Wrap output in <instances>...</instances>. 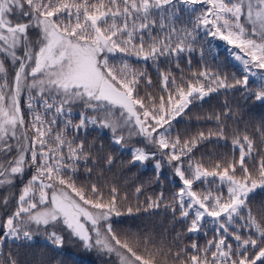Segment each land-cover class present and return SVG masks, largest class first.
Wrapping results in <instances>:
<instances>
[{"label":"snow or ice","instance_id":"snow-or-ice-1","mask_svg":"<svg viewBox=\"0 0 264 264\" xmlns=\"http://www.w3.org/2000/svg\"><path fill=\"white\" fill-rule=\"evenodd\" d=\"M32 30L36 40L30 38ZM207 37L233 46L242 79L233 76L228 83L226 76L204 70L192 74L196 83L183 75L178 83L170 70L159 67L175 64L182 73L180 60L190 65L194 46ZM199 51L203 58L204 49ZM132 57L155 66L166 95L148 94L145 105L139 88L142 80L151 87L152 80L146 67L129 63ZM6 61L15 66L11 79ZM250 78L258 87L249 86ZM241 88L246 99L264 104V0H0V187H12L34 170L13 211H7L10 196L0 200V264H18L10 254L3 257L8 239L31 241L43 234L62 248L63 233L84 251L114 257L113 264H264V212L257 218L248 203L250 194L264 189V123L255 129L259 147L244 134L232 141L238 158L217 161L212 170L189 159L187 174L182 157L214 133L201 132L183 143L179 136L170 138L171 122L195 102L220 89ZM216 120L220 123L219 116ZM90 127L109 129L121 147H127L124 133L127 140L142 138L144 147L132 148L130 162L153 160L157 173L162 161L172 167L182 181L173 214L179 210L181 219L191 217L189 233L202 231L210 218L216 235L203 247L192 242L175 252L150 246L147 239L142 249L138 237L135 244L122 240L113 223L122 215L117 189L110 188L104 202L95 184L86 195L62 175L75 174L81 161L88 162L84 142L74 137ZM215 135L225 139L223 127ZM106 163L113 158L106 157ZM209 178L227 185V197L192 190ZM160 200L163 193L155 201L149 198V206L159 207Z\"/></svg>","mask_w":264,"mask_h":264},{"label":"trees","instance_id":"trees-1","mask_svg":"<svg viewBox=\"0 0 264 264\" xmlns=\"http://www.w3.org/2000/svg\"><path fill=\"white\" fill-rule=\"evenodd\" d=\"M67 22V21H66ZM184 23H187L185 18ZM181 23L177 22V27H181ZM190 27V25H189ZM203 33V30H201ZM30 38L37 39V32L30 31ZM197 51L191 53V64L186 59L180 60L181 73L175 64H165L161 62L159 67L165 71L171 72L177 82H181V75L185 80H191L196 83L193 73H199L207 70L210 73L215 72L221 77H227L228 83H233V76L237 79L243 78V69L232 60L227 48L221 44L215 43L210 37L201 39L195 45ZM203 48V58L199 49ZM219 53L215 55L214 53ZM117 63L116 60H111ZM129 63L137 69L143 70L145 67L152 80V86L149 87L143 80L139 88V96L143 98L145 105L150 104L148 94L152 97L166 95L161 90L160 77L158 76L155 66L151 62L145 65L138 61L135 57L129 59ZM9 71V79L15 71V66L6 61ZM254 78H250L249 86L258 87L253 82ZM201 83H205L203 79ZM172 86L170 85V88ZM186 87V85H185ZM207 87V84H206ZM227 104V107H225ZM22 108L25 107L24 101L21 103ZM220 117V123L216 117ZM25 118H29V114L25 111ZM74 120L78 121V114L74 115ZM172 131L170 138L180 137L181 143L191 141L203 132L207 136L208 132L214 133L211 137L204 140H198L196 147L192 149L189 156L182 157L184 168L188 166L189 159L193 163H200L203 167L212 170L217 161L223 159L238 158L239 152L232 145L233 139L248 134L256 139L259 147V139L256 137L255 129L261 123H264V104H260L253 99H246V93L243 89L224 90L214 92L205 97L202 101L195 102L186 109L179 117L172 122ZM224 129L225 139H218L215 133L220 128ZM69 136L72 137L71 131ZM75 142H84V151L89 154L87 163L81 161L78 164V171L75 174H62L65 179L71 177L75 181L77 187H83L86 195H89L88 189L92 184L100 188L105 195V201L109 196V189L115 187L118 191L117 203L119 211L122 215L113 217L114 229L117 235L123 240L128 239L133 244L136 238H139V246L144 247V241L147 239L150 246L155 248H171L173 252L178 251L182 245H190L196 242L199 246L206 245L216 233L214 225L209 222L203 223V230L196 233L187 231L190 225L191 217L181 219L179 210L173 214L172 208L177 207L174 201V194L179 191L181 182L177 175L169 169V165L162 161V168L159 173L154 168L155 161L149 160L144 163H131V151L120 145H116L112 141V134L105 129L90 127L86 132L81 131L74 137ZM142 138H133L126 140V143H137L143 145ZM111 156L113 163L108 165L106 157ZM158 159L160 157L158 156ZM249 167L252 164L249 163ZM86 169H91V173ZM34 170L26 172L22 179H18L12 187H0V200L5 196L11 199L8 205V212L13 211L17 206V198L23 184L31 177ZM217 180L213 181L209 178L206 182H196L193 190L197 193H207L211 191L213 194L226 193L224 186L217 185ZM141 187L140 194L136 193V188ZM163 193V200L159 201V207H150V201L157 200L158 196ZM126 195L127 199H122ZM249 207L253 214L257 215L264 212V189H256L250 194ZM171 205V207H166ZM131 207L132 213H128L127 209ZM4 212V208L0 205V213ZM135 234V235H133ZM64 245L62 248L53 247L48 240L44 239L43 234H37L31 241L8 239L3 246V257L6 259L10 254L18 264H113L114 257L110 260L97 252H87L81 247L78 240L72 239L63 233ZM235 247V245H234ZM190 254H195L189 249Z\"/></svg>","mask_w":264,"mask_h":264},{"label":"rangeland","instance_id":"rangeland-1","mask_svg":"<svg viewBox=\"0 0 264 264\" xmlns=\"http://www.w3.org/2000/svg\"><path fill=\"white\" fill-rule=\"evenodd\" d=\"M12 19H13V22H16V17H12ZM210 38L212 39L213 42L225 46V47L227 48V50L229 51V54H230L232 60L235 61V62H236V63H237L242 69H243V65L241 64V62L238 61V60H236V59H234L233 55L231 54V52H232V47H233V46L228 45L225 41H223V40L220 39L219 37H217V38H212V37H210ZM237 51H239V50L237 49ZM105 130H107V131H109V132L111 133V131H110L109 129H105ZM111 134H112V133H111ZM124 135L126 136V140H127V133H124ZM133 138H135V137H133ZM133 138H132V139H133ZM136 138H137V137H136ZM133 147H144V145H137V143H134V142H130V141H129V144L127 143V147H125V148H127L128 150L131 151ZM157 159H158V156H157ZM187 167H188V166H187ZM187 167L184 168V170L186 171V174H187ZM169 169H172V168L169 167ZM172 172H174L173 169H172ZM178 178H179V176H178ZM210 179H211V178H210ZM179 180H180V182H181V186H182V181H181L180 178H179ZM216 184L219 185L218 180H217V183H216ZM221 186H224V189H225V191H226V193H223L222 190H220L221 193H223L224 197H227V185H221ZM192 190H193V189H192ZM193 191H194V190H193ZM221 193H219V194H221ZM207 222H209L210 225H213V224H211V222H210V218H205V220H204L203 223H207ZM214 227H216V225H214ZM44 239H46L45 236H44ZM46 240H47V239H46Z\"/></svg>","mask_w":264,"mask_h":264}]
</instances>
